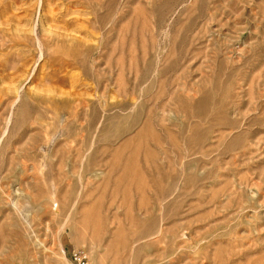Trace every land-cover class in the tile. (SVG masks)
Segmentation results:
<instances>
[{
    "label": "rangeland",
    "instance_id": "1",
    "mask_svg": "<svg viewBox=\"0 0 264 264\" xmlns=\"http://www.w3.org/2000/svg\"><path fill=\"white\" fill-rule=\"evenodd\" d=\"M264 264V0H0V264Z\"/></svg>",
    "mask_w": 264,
    "mask_h": 264
},
{
    "label": "built area",
    "instance_id": "2",
    "mask_svg": "<svg viewBox=\"0 0 264 264\" xmlns=\"http://www.w3.org/2000/svg\"><path fill=\"white\" fill-rule=\"evenodd\" d=\"M68 264H91L90 257L84 249H73L70 252Z\"/></svg>",
    "mask_w": 264,
    "mask_h": 264
}]
</instances>
